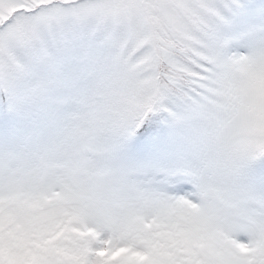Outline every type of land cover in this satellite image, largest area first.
I'll return each mask as SVG.
<instances>
[{"label":"snow or ice","instance_id":"obj_1","mask_svg":"<svg viewBox=\"0 0 264 264\" xmlns=\"http://www.w3.org/2000/svg\"><path fill=\"white\" fill-rule=\"evenodd\" d=\"M0 264H264V0H0Z\"/></svg>","mask_w":264,"mask_h":264}]
</instances>
